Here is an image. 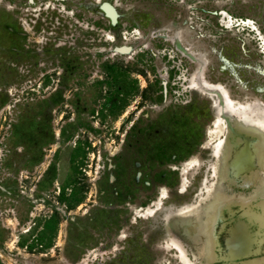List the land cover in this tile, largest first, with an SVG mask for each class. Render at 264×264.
<instances>
[{
    "label": "rangeland",
    "instance_id": "1",
    "mask_svg": "<svg viewBox=\"0 0 264 264\" xmlns=\"http://www.w3.org/2000/svg\"><path fill=\"white\" fill-rule=\"evenodd\" d=\"M245 203L264 264V0H0V264H222Z\"/></svg>",
    "mask_w": 264,
    "mask_h": 264
},
{
    "label": "bare ground",
    "instance_id": "2",
    "mask_svg": "<svg viewBox=\"0 0 264 264\" xmlns=\"http://www.w3.org/2000/svg\"><path fill=\"white\" fill-rule=\"evenodd\" d=\"M219 135H224V128L222 126V123H220V121H217L212 128L208 129L207 136L210 139H214L215 137H217ZM191 162L192 161H188L186 163V165L190 166ZM163 194H164V189L162 190V197L161 198L165 197ZM159 205H160V203H159ZM225 209H226V207H225ZM247 213L250 216L251 215L257 216V210L254 208V206L245 203L242 205L240 204V206H238V208L231 209V212L226 214V215L223 214L222 216H219V218L214 216L211 219L212 228L214 229V226L216 227V229L213 231L216 233L219 232V239L215 240V245L219 249V252L221 254L220 259H221L222 264L226 260L231 261L230 264L236 263L235 262L236 256L233 255L234 251L236 249L233 248L232 245L234 243L239 242V240H240L239 244H242L241 245V246H243L242 248H247L248 252L251 251L253 248L252 244H250V238H249V234H248L249 222H247V220H246L247 219V216H246ZM250 220L252 221V219H250ZM257 221H259V220L257 219ZM224 237H226L228 239V241H227L228 249H226L225 246L223 245L222 239ZM121 238H123V236H121ZM181 260L184 264H187L186 259L183 255L181 256Z\"/></svg>",
    "mask_w": 264,
    "mask_h": 264
},
{
    "label": "water",
    "instance_id": "3",
    "mask_svg": "<svg viewBox=\"0 0 264 264\" xmlns=\"http://www.w3.org/2000/svg\"><path fill=\"white\" fill-rule=\"evenodd\" d=\"M218 98H219V97H218ZM219 102H221L220 99H219ZM228 125H229L230 127H232V126H231L232 124H230V122H228ZM230 127H229V128H230ZM232 133H234V132H232Z\"/></svg>",
    "mask_w": 264,
    "mask_h": 264
},
{
    "label": "flooded vegetation",
    "instance_id": "4",
    "mask_svg": "<svg viewBox=\"0 0 264 264\" xmlns=\"http://www.w3.org/2000/svg\"><path fill=\"white\" fill-rule=\"evenodd\" d=\"M254 206V205H253Z\"/></svg>",
    "mask_w": 264,
    "mask_h": 264
}]
</instances>
